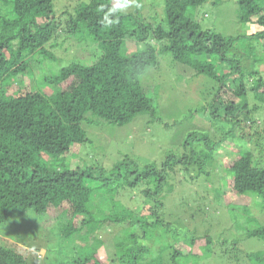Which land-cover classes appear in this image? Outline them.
<instances>
[{
    "label": "trees",
    "instance_id": "trees-1",
    "mask_svg": "<svg viewBox=\"0 0 264 264\" xmlns=\"http://www.w3.org/2000/svg\"><path fill=\"white\" fill-rule=\"evenodd\" d=\"M210 1L128 0L129 7L112 12L108 23L105 14L118 0H72V10L61 15L55 0H0V227H30L20 242L1 239L0 264H31L19 249L46 244L38 237L57 253L48 263L200 264L198 249H207L201 261L209 257L212 238L187 235L173 219L182 213L167 211L165 203L178 188L176 179L193 167L206 181L220 178L225 190L213 195L217 204L223 197L247 220L254 214L241 200H254L252 208L260 200L264 208V126L249 103L251 94H264V80L259 71L248 73V79L243 62L230 58L239 37L201 26L195 13ZM238 3L241 22L261 28L253 36L264 47V0ZM73 38L97 45L91 64L69 57L72 47L62 48ZM159 52L218 85L207 115L224 126L215 135H187L184 144L197 142V156L194 150L183 156L169 152L160 163L141 165L117 152L105 160L99 150L108 141L94 143L92 125L124 127L145 114L152 122L159 119L156 88L142 82L158 66ZM206 57H217L216 63ZM43 67L51 74L39 76ZM226 144L233 146L219 170L215 156ZM133 193L138 208L123 203ZM110 228L119 231L113 238L116 257L107 262L98 248L105 244L100 235L109 236ZM247 231L264 241V225ZM241 255L246 264H264V252ZM231 259L242 264L237 256Z\"/></svg>",
    "mask_w": 264,
    "mask_h": 264
},
{
    "label": "rangeland",
    "instance_id": "rangeland-1",
    "mask_svg": "<svg viewBox=\"0 0 264 264\" xmlns=\"http://www.w3.org/2000/svg\"><path fill=\"white\" fill-rule=\"evenodd\" d=\"M86 1L89 2L90 0ZM71 2L72 0H55V12L61 15L62 12L71 11L73 3ZM238 2L239 0H212L202 5L195 15L198 16L203 28L213 29L224 37H239L240 39L234 45L233 50L231 49L228 52L230 58L236 56L238 60L243 62V70H247L246 77L248 79V73L259 71V77L264 80L263 43L258 44L257 38L253 36L261 28L257 24L241 22V8ZM62 40L64 41V39ZM65 43L62 48L66 49V46L69 50L70 47L73 48L71 50L73 55L69 57L76 61L81 60L86 64L91 62L92 53L97 50V45L91 39L83 42V40L73 38ZM129 50L130 54L136 51L134 47ZM57 52L62 53L60 47ZM158 58V66L150 69L142 82L146 86L156 88L157 100L160 106L159 119L152 122L150 116L145 114L137 117L131 124L124 127H116L107 123L100 126L92 125L90 134H97L95 138H92L94 143L99 145L105 140L108 141V145L101 147L99 150L100 155H104L105 160H108L109 156L112 157L117 152V155H132V158L141 165L154 162L160 163L169 152L183 156L191 155L194 150L195 156H197L199 154L196 150L197 142L193 146L184 144L187 135L192 132H211V135H215L218 133L217 127L224 126L221 121H214L212 116L207 115L212 95L218 85L210 77L198 75L194 68L175 62L173 55L170 53L159 52ZM216 58L206 57L205 60L216 63ZM70 61L72 60L68 58L65 63L67 64ZM62 65L63 63L57 66L61 67ZM51 72L50 67L48 69L43 67L39 70L38 75H49ZM231 72L234 73L233 78H236L235 69H232ZM253 79L257 78L254 77ZM249 98L251 108H258L253 116L261 126H264V94L259 98L251 94ZM232 142L238 147L237 140ZM231 146L233 144L223 145L220 151L216 153L215 159L217 163L220 162L219 170L222 163H225L224 157L229 154ZM85 153L87 151L83 149L82 155ZM183 173L179 179H176L178 188L176 187L175 192L169 195L165 203H167V211H172L175 214L182 213L174 215L173 219L179 221L180 228L187 235L193 234L197 238H204L205 236L212 238L213 243H211L212 247L207 252L210 253L209 257L206 258L207 260L203 259L201 261V257L207 249L205 247L198 249V251L200 250L197 253L200 258L198 263L231 264V258L237 256L242 264H246L247 261L241 254L264 252V241L259 238L248 237L247 233L248 228L254 229L264 225V208L261 209L260 200L256 202L257 207L253 208L254 200L240 201V203H246L253 211L254 219L247 220L241 214L239 216L236 214L237 207L228 208L227 201L223 197L218 204L214 200V196L216 197L219 192L225 190L217 175L206 181L204 175L199 176L197 174L196 167L191 170L189 168ZM229 190L226 189L227 195L229 194L228 198L236 201L237 197L230 194ZM123 203L131 208H138L141 202L139 197L133 193L132 196L126 194ZM19 221H21V218L17 222ZM26 231H30V227L20 229L17 224L16 226L12 224L5 227L1 226L0 242L1 239L6 240L9 237H14L15 241L20 242V240L25 239ZM109 231V236L100 235L105 244L98 248L100 258L107 262L116 257V243L113 238L114 233L119 230L110 228ZM38 238L46 244H23L24 248L31 247L26 248V250L19 249L31 264H61L62 261L64 262L60 259L56 263H48L46 259L54 258L57 253L53 252L55 250L54 246L49 244V241L42 237ZM223 242L228 243V245L231 243L230 248L226 249V246L219 247V243ZM233 243H236L237 246H232ZM80 245H82L81 242ZM27 249L35 254L40 252V258L35 254L33 255L31 251H27ZM112 264L118 263L113 262ZM189 264H193V262Z\"/></svg>",
    "mask_w": 264,
    "mask_h": 264
},
{
    "label": "clouds",
    "instance_id": "clouds-1",
    "mask_svg": "<svg viewBox=\"0 0 264 264\" xmlns=\"http://www.w3.org/2000/svg\"><path fill=\"white\" fill-rule=\"evenodd\" d=\"M128 7H129L128 0H118L114 8L111 9L109 13L105 14V21H107L108 23H111L108 17L112 12H115L117 9L126 10Z\"/></svg>",
    "mask_w": 264,
    "mask_h": 264
}]
</instances>
